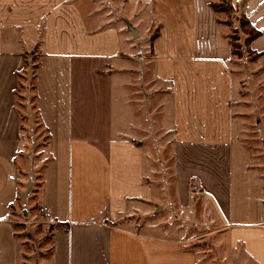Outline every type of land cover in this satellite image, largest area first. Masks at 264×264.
<instances>
[{
  "label": "crops",
  "instance_id": "crops-1",
  "mask_svg": "<svg viewBox=\"0 0 264 264\" xmlns=\"http://www.w3.org/2000/svg\"><path fill=\"white\" fill-rule=\"evenodd\" d=\"M213 1L0 0V264H18L16 101L32 55L48 155L38 202L57 225L52 264H200L186 231L145 216L159 202L151 179L162 130L173 133L180 211L198 188L215 215L203 238L264 264V177L243 141L247 117L260 123L259 72L264 100V0H233L259 33L248 43L253 63L233 59ZM241 64L256 70L244 79L249 113Z\"/></svg>",
  "mask_w": 264,
  "mask_h": 264
},
{
  "label": "rangeland",
  "instance_id": "rangeland-1",
  "mask_svg": "<svg viewBox=\"0 0 264 264\" xmlns=\"http://www.w3.org/2000/svg\"><path fill=\"white\" fill-rule=\"evenodd\" d=\"M219 1L215 0L216 3ZM232 4L234 13L229 20L230 24L225 25V32L228 37L234 39L235 44L239 42L241 50L243 54H246L249 62H256L258 57L251 52L247 41L249 35H253L255 30L246 22L244 10L240 5L236 3L234 5L233 0ZM220 18L226 22L225 14H221ZM159 28L158 25H155L153 36L156 35ZM37 61L38 56L32 55L27 70L20 78L18 89V111L24 118L18 154L21 177L19 179V196L10 211V220L13 222L18 244V264H52L53 243L57 228L53 220L47 219L43 214L38 202L42 169L48 155L45 150L47 135L34 109V76ZM244 67V69L239 68L242 79L239 103L241 108L246 106L245 110L249 113L251 109L249 104L252 103L254 91L249 82L244 79L247 78L245 75L248 76L252 73L250 70H256L253 69V65L247 64ZM251 78H255L256 85H258L255 97L261 107L257 117L260 123H257L258 120L252 116L247 117L243 141L253 154V164L264 177V100L261 96L260 72L253 74ZM157 136L159 138L154 139V146L159 156L151 181L156 188L159 202L153 207L145 208V211L149 212L150 210L151 212L147 215L144 214L146 218L163 224L166 228L186 231L185 236L192 239L191 245L199 253L200 264H256L245 254L242 246L231 248L225 241L220 242L218 238H203L207 232L214 228L215 215L211 206L201 198L198 188H196V192L194 191L196 194L188 207L190 211H180L182 208L179 203L177 204L173 168V133L162 130L157 133ZM131 217L138 219L137 223L145 221L142 220L144 216L141 214Z\"/></svg>",
  "mask_w": 264,
  "mask_h": 264
},
{
  "label": "trees",
  "instance_id": "trees-1",
  "mask_svg": "<svg viewBox=\"0 0 264 264\" xmlns=\"http://www.w3.org/2000/svg\"><path fill=\"white\" fill-rule=\"evenodd\" d=\"M211 6H212V8L214 9V11L216 12V14L218 16L217 19H218L219 23L222 24L223 26L229 25L230 24L229 20L231 19L232 14L234 13V6L232 4V0H220L217 3L215 1H213ZM221 14H225L226 15V18H227L226 22H223L222 19L220 18ZM246 22L249 23L247 20H246ZM258 35H259V33L257 31H255V33L253 35H249V37L247 38L248 43L250 42V40L252 38L257 37ZM228 39L230 41L233 59L234 58H242L243 57V52L241 50V45L239 44V42H237L235 44V41H234L233 38L228 37ZM255 55H257V57H259L258 54L255 53ZM36 67H37V64H36ZM36 67H35V71H36ZM20 78H21V76H20ZM34 78H35V76H34ZM19 87H20V84L18 86V89H19ZM18 89H17V101H16L17 109H19ZM34 90H35V86H34ZM34 109H36V103L34 105ZM20 116H21V125H22V122H23L24 118L21 115V113H20ZM22 132H23V128H22Z\"/></svg>",
  "mask_w": 264,
  "mask_h": 264
}]
</instances>
